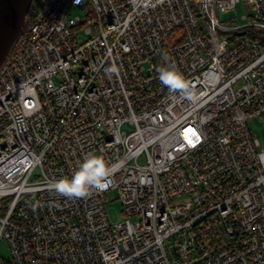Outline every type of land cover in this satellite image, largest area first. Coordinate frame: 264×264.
Instances as JSON below:
<instances>
[{"label": "built area", "instance_id": "1", "mask_svg": "<svg viewBox=\"0 0 264 264\" xmlns=\"http://www.w3.org/2000/svg\"><path fill=\"white\" fill-rule=\"evenodd\" d=\"M240 1L35 9L0 65L8 264H264V146L248 125L264 122V0L223 19ZM166 69L190 91L163 85ZM93 155L110 166L98 187L50 189Z\"/></svg>", "mask_w": 264, "mask_h": 264}, {"label": "clouds", "instance_id": "2", "mask_svg": "<svg viewBox=\"0 0 264 264\" xmlns=\"http://www.w3.org/2000/svg\"><path fill=\"white\" fill-rule=\"evenodd\" d=\"M167 59V58H165ZM160 82L171 91L187 93L190 86L181 74L166 69L159 73ZM110 166L99 156H89L71 178H60L50 183V189L66 197H83L90 186H99L109 175Z\"/></svg>", "mask_w": 264, "mask_h": 264}, {"label": "water", "instance_id": "3", "mask_svg": "<svg viewBox=\"0 0 264 264\" xmlns=\"http://www.w3.org/2000/svg\"><path fill=\"white\" fill-rule=\"evenodd\" d=\"M33 0H0V65L21 35Z\"/></svg>", "mask_w": 264, "mask_h": 264}, {"label": "rangeland", "instance_id": "4", "mask_svg": "<svg viewBox=\"0 0 264 264\" xmlns=\"http://www.w3.org/2000/svg\"><path fill=\"white\" fill-rule=\"evenodd\" d=\"M42 2L43 0H34L32 9L33 10L38 9L41 6ZM247 12H248V8L246 6V3L244 2V0H241L236 4L235 8L231 12L222 14V18L226 19L232 16L235 17L234 21L242 23L246 21L245 19L242 18V15ZM248 125L251 132L256 137H258L261 144L264 146V122L261 121L258 116H254L248 119ZM112 194L117 196L115 192L109 193V195ZM106 208L108 209V214L112 221H117L118 219L124 218V215L121 212L122 205L118 198L107 201ZM172 243L173 240H169L166 242V246L169 248L170 244ZM0 256L7 262V264H8V260H11L12 258L11 251L6 239L0 240Z\"/></svg>", "mask_w": 264, "mask_h": 264}, {"label": "trees", "instance_id": "5", "mask_svg": "<svg viewBox=\"0 0 264 264\" xmlns=\"http://www.w3.org/2000/svg\"><path fill=\"white\" fill-rule=\"evenodd\" d=\"M34 14H35V10H33V9L31 8L30 11H29V13H28V16H27V19H26V22H25V25H24V29H23V31H24L25 29L28 28V26H29V24H30L32 18L34 17ZM253 37H254L255 39L260 40V39H259V36L256 35V34L253 35ZM201 231H202L203 239L205 240V239L207 238V235H211V236H212V234L215 233L216 228L210 226L209 223L206 222V223L201 227Z\"/></svg>", "mask_w": 264, "mask_h": 264}]
</instances>
